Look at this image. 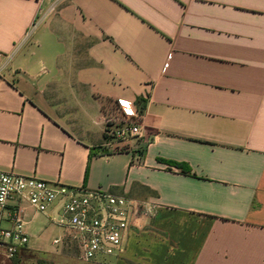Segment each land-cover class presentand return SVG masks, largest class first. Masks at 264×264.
Here are the masks:
<instances>
[{
	"label": "crops",
	"instance_id": "obj_1",
	"mask_svg": "<svg viewBox=\"0 0 264 264\" xmlns=\"http://www.w3.org/2000/svg\"><path fill=\"white\" fill-rule=\"evenodd\" d=\"M0 51V170L152 207L104 264H264V0H0ZM119 99L140 137L108 136ZM25 207L0 264L66 251Z\"/></svg>",
	"mask_w": 264,
	"mask_h": 264
},
{
	"label": "built area",
	"instance_id": "obj_2",
	"mask_svg": "<svg viewBox=\"0 0 264 264\" xmlns=\"http://www.w3.org/2000/svg\"><path fill=\"white\" fill-rule=\"evenodd\" d=\"M7 55L0 51V77L6 68ZM114 115L104 114L111 124L108 136L121 142L142 135L140 112L126 100L117 101ZM140 161L137 157L135 162ZM29 205L44 214L63 230L54 244L75 245L85 261H110L121 253L126 233L135 219L152 207L140 199L109 190H88L0 170V249L12 258L30 242L27 231Z\"/></svg>",
	"mask_w": 264,
	"mask_h": 264
},
{
	"label": "rangeland",
	"instance_id": "obj_3",
	"mask_svg": "<svg viewBox=\"0 0 264 264\" xmlns=\"http://www.w3.org/2000/svg\"><path fill=\"white\" fill-rule=\"evenodd\" d=\"M51 113H54L55 117H59L57 112H54L49 108ZM41 214V213H40ZM34 233L35 236L32 240H36V243L44 244L46 247L52 249L53 239L62 234L63 230L52 223L45 215L41 214L34 220ZM31 240V238H30ZM109 260L114 262L115 257H109ZM31 264H104L102 260L85 261L80 257L79 250L75 245H67L66 251L61 255H44L36 254L31 258Z\"/></svg>",
	"mask_w": 264,
	"mask_h": 264
}]
</instances>
